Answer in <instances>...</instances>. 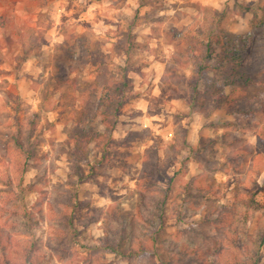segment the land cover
<instances>
[{
    "label": "rangeland",
    "instance_id": "obj_1",
    "mask_svg": "<svg viewBox=\"0 0 264 264\" xmlns=\"http://www.w3.org/2000/svg\"><path fill=\"white\" fill-rule=\"evenodd\" d=\"M104 2H113L115 5L122 6L121 0H104ZM139 2L142 8L150 7L152 11L140 16L139 10H137L131 18L121 16L119 18L121 22L104 20L105 25H112L116 29L115 43L112 45L110 53L103 50L105 41L92 40L87 33H70L62 44L56 46L54 53L49 55L41 50L43 46L50 44L49 40L45 39L43 34H33L31 46L21 58L22 61L27 60L30 55L34 54L43 63L45 71L49 67L52 68L46 83L43 80V73L36 82L45 84L43 100L46 103H50L54 97H57L58 93L60 94L59 98L62 102L58 107L61 109L59 112L61 120L68 121L71 113H75V117L72 119L74 127L64 129L69 135V140L75 134L77 141L82 145L83 143L78 137L84 134L88 145L96 142L95 148L87 147V154L82 156L77 154L74 159L69 155V150L72 148L70 146L65 147V144L69 143L68 141L59 147L60 152L67 151L72 166V173L68 180L71 191L65 193L88 203L89 206L84 205L79 209L75 216L76 220L74 219L75 225L83 226V230H79L69 244L73 255L67 251L66 256L61 259L49 247L50 241L53 242L50 239L47 243L49 254L38 257L37 264H50L52 256L57 257L61 264H69L72 257L75 258L80 254L74 251L76 245H79L80 251L86 253L83 257L87 256L92 260V264H197L194 258L197 254L196 251L201 252L208 248L215 239L222 241L221 243L225 245L224 252L226 251L228 247L225 243L228 239L226 230L224 227L220 230L211 229V225L204 221V215L207 212L205 204L195 201L191 203L192 199L190 200L184 193L174 195L180 172L177 171L173 176H169L168 172L177 159L170 160L164 175H158L155 179V190L148 192L150 194L157 191L158 181L167 182L168 195L164 197V189H160L156 194L159 200L164 194L163 200L167 201L163 207L162 218L159 219L160 215L158 214L161 209L160 204L152 205V210L147 214V219L144 220L147 222L152 217H156L153 224L144 227L145 233L138 228L133 231L134 235L132 234V243L137 241L138 244L137 239H142L150 244L156 240L155 244L161 247L166 245V248L158 249L164 260L161 262L159 254L153 258L148 252L136 257L133 262H129L128 259L118 256L112 251L91 250L95 239L103 235L94 236L89 232V228L101 218L104 220L102 229L104 233L105 224L117 227L119 219L123 220L128 227L132 225L134 227L139 201L137 200L136 203L130 205L131 210H126L123 206L127 202L126 198L117 195L118 189L109 186L107 181L112 179L113 184H116L117 181L123 180V174L132 175V178L136 179V174L132 173V169L136 166L130 163V160L136 158V150L151 140V147L159 152L164 144L163 136L159 133L166 134L167 130H172L175 133L174 139L178 140L183 128L186 129L188 141L196 145L192 150L182 147L179 157L183 170H188V165L192 164L197 169V175L207 174L203 176V181L206 183L212 178L215 179L217 173H223L225 169L230 170L231 179L226 187L233 195V201L223 206L234 209L235 215H237L238 205L241 204L237 199L238 195L241 196L243 193L249 198L247 192H242V190L246 188L243 183L250 172H255L256 179L252 180L251 187L256 191V199L257 196L264 194V181H261V176L264 175V167L259 166L261 161H264V149L258 147L262 139L261 126L264 124V83H262L264 82V0H250V2L249 0H207L210 5L220 4L223 12L221 20L230 46L233 49L235 47L241 49L242 46H245L246 53H248L246 58L252 65L251 70L254 76L262 78V82L259 81L262 84L251 87L247 96L234 102L229 109L224 104L215 109H210L211 103L207 107L200 106L198 103L190 107V101L185 96H175L176 92L173 89L178 92L179 85L175 86L171 79L166 80L167 75L162 77L158 83H153L154 75L152 79L148 78L149 74L143 68L149 65L145 62L146 57L144 56L149 45L147 37L142 35L143 30L150 25L163 24L169 18L156 15L158 10L164 8V0H139ZM23 5L24 0H0V29L3 30V41L8 46L10 53L16 43L14 25L17 20V17L11 16L10 12L11 10H19ZM72 6L70 2L69 8L71 9ZM177 6L172 5L174 8ZM179 17L180 13H177V18ZM73 18L79 19V13L75 14ZM69 19L67 16L63 17L65 25ZM80 24L89 30L93 28V24L88 21H80ZM183 29L184 26L178 27L176 23L169 21L163 29L167 43H177ZM63 31L66 34L69 33L67 27H64ZM153 32L159 35L160 29L153 28ZM116 59L121 60L122 63L117 64ZM5 62V58L0 56V64ZM21 66H17V71L20 70ZM124 69L127 70L126 73L131 78L133 87L127 93L129 100L118 110L119 114L115 127L110 130L103 124L101 116L97 113V107L102 96L104 83L109 77L106 71L118 75ZM181 72H183L182 69ZM213 72L211 68L207 76L210 77ZM73 73L77 75L73 76ZM2 74L0 73V75ZM7 75H11V73H7ZM20 78L19 75L16 76L17 80ZM25 78L27 80L36 79L28 73H25ZM230 93L231 87L228 86L225 88L224 94ZM6 95L9 100H12L14 92L9 91ZM231 97L235 98L237 95L232 94ZM15 99L19 101L18 96ZM17 110L19 111V106ZM253 111H256L257 114H253ZM19 119L20 117L17 116V120ZM39 119L40 116L36 115L32 122V131L28 135L29 139L35 133V124ZM144 123H148L149 126L145 128ZM102 125L103 127H101ZM253 137H256L254 143L251 142ZM41 143L43 141L38 140L29 145V160L42 159L38 156ZM17 144L23 146L19 138H17ZM95 149H99V151ZM241 149L252 150L253 153L248 156V161L245 164L242 161L240 165L235 167L234 164L229 163V159L233 158ZM168 150L166 154L169 153ZM90 155L95 160L94 164L89 160ZM33 167H40V165L34 164ZM136 173H139V179L142 180L141 169H136ZM100 177L104 178L103 182ZM85 184L89 185L87 189L83 188ZM233 185H235L234 188ZM212 186L213 188L216 187V180ZM63 187V185L59 186L57 194L61 192L60 189ZM106 196L114 202L107 212L103 208L94 206V197L104 198ZM209 205L213 208L216 207V200L210 202ZM202 206L204 207V214L200 220H194L193 217ZM261 207L264 209V203H261ZM228 227L230 228V224ZM213 230H215V235H212ZM151 232L154 233V239L150 236ZM224 235L227 238L225 240H223ZM38 244L39 242H37V246ZM186 245L188 250L185 249ZM167 248L172 249L167 250ZM182 248L185 250L184 252L177 251V249L181 250ZM33 250L35 252L37 249L33 248ZM262 253L259 264L264 261V252ZM200 257L203 261L202 264H209L207 260L213 256L208 253L207 255H200ZM211 264L219 263L215 261Z\"/></svg>",
    "mask_w": 264,
    "mask_h": 264
},
{
    "label": "clouds",
    "instance_id": "obj_2",
    "mask_svg": "<svg viewBox=\"0 0 264 264\" xmlns=\"http://www.w3.org/2000/svg\"><path fill=\"white\" fill-rule=\"evenodd\" d=\"M72 8H69V3ZM250 2V0H249ZM122 6L115 5L113 2H104V0H24V5L19 10H11L10 15L17 17L14 28L15 46L10 53L8 46L3 41V30L0 29V56L5 58V63L0 64V264H29L28 254L35 242H39L38 248L32 254L31 264H36L38 257L49 254L47 247L48 241L55 240L58 231L57 221L66 215L71 214L70 206L65 204L54 203V197L60 185L64 187L61 192L71 191V185L68 183L69 175L72 173L71 162L67 151L60 152L59 147L65 141V147L69 146L74 149V141L69 140V135L64 129L74 127L72 119L75 113H71L68 121L59 118L60 108L58 105L62 102L60 94L54 97L50 103L43 100L44 83H37L43 73V80L47 82L52 68L45 71L44 65L34 54L30 55L27 60H21L25 51L31 46V36L43 34L44 38L49 40L48 46H43L42 51L51 55L54 53L57 45L62 44L68 38V34H85L92 40H103V50L106 53L112 51V45L115 43L116 29L112 25H105L104 20L109 19L114 22H121L119 18L126 16L131 18L139 10L140 16L152 11L150 7H141L139 0H121ZM178 5L172 7V5ZM221 10L220 4L210 5L207 0H164V8L156 12L157 16H166L163 24L150 25L143 30V36L147 37L149 48L144 52L146 63L150 67L144 71L149 74V79L153 75V83H158L162 77L169 75L166 67L169 63L176 60L183 65L182 71L185 76H191L193 67V58L200 55V41L203 37L198 35V30L204 25L206 10L208 8ZM79 13V19L73 18ZM177 13L180 17L177 18ZM69 17L65 25L63 17ZM80 21H88L93 24L91 30L81 26ZM171 21L177 26H184V36L187 37L183 43H167L163 35V29ZM67 27L69 33H65L63 28ZM153 28L160 29L159 35L153 32ZM139 31V29H137ZM139 40V38H138ZM206 43V41H205ZM117 64L122 63L116 59ZM22 65L17 71V66ZM11 73V75H7ZM25 73L30 74L35 80H27ZM19 75L21 78L16 79ZM73 73V76H76ZM13 91L14 96L9 100L7 92ZM19 97L16 101L15 97ZM19 106V111L17 110ZM259 107V105H258ZM36 115L40 116L39 121L35 124V133L28 138L33 128V120ZM17 116L20 117L17 120ZM145 126H148L147 124ZM103 127V125L101 126ZM264 130V129H262ZM163 136L164 144L159 150L160 165L163 166L167 159V150L170 146L175 145V133L167 130V134L159 133ZM19 138L22 147L17 144ZM42 140L39 146L38 156L42 159L29 160V145ZM256 137L251 142H255ZM95 143L88 145V148H95ZM152 146V141L141 145L135 153V159L130 163L135 164L132 173L137 178L133 179L132 175L123 174V180L113 184L112 179H108L109 186L118 189L117 195L126 198L127 202L123 204L126 210H131L130 205L137 202L142 193H147L143 180L139 179V173L136 169H143L147 161V149ZM87 149H85L86 151ZM99 151V149H95ZM89 160L95 163L90 155ZM178 157L168 175L173 176L177 171L180 176L175 185L174 195H180L184 192L185 187L191 178L197 175V169L188 165V170H183V165ZM39 164L40 167H33ZM260 167H264V161H261ZM43 177V179H40ZM73 179L75 177L73 176ZM103 182L104 178L100 177ZM231 179L230 170L223 173H217L215 176L216 187L213 191L216 193L214 199L216 206L229 204L233 201V195L226 187ZM256 179L255 172H250L244 179L243 186L251 187L252 180ZM264 181V175L261 176ZM156 195L160 189L166 190L168 185L166 181H158ZM88 184L83 185L87 189ZM233 188L235 185L232 186ZM249 199L243 193L239 200L246 201ZM95 207L103 208L105 212L113 206L114 202L110 197H94ZM257 201L264 203V194L257 196ZM75 202V201H73ZM204 214V207L197 210L194 220H200ZM230 224V228L228 227ZM228 224L222 225L226 234L231 237L232 233L239 231L240 235L247 239L245 233H248L252 241H255L256 233L264 228V209L253 212L244 204H239L237 215L233 217ZM104 220L101 218L95 225L89 228V232L94 236H102ZM78 230H83V226L78 225ZM212 235H215L213 230ZM83 242V241H82ZM227 243V241L225 242ZM136 247V245H134ZM256 249L254 242H249L243 251H238L228 245L226 251L219 258L226 264H254L251 259ZM74 251L79 252L71 264H76L86 253L80 251L79 245H76ZM264 252V248H261ZM111 259V257H109ZM211 260L216 257H209ZM50 264H61L59 259L52 256ZM264 264V261L261 262Z\"/></svg>",
    "mask_w": 264,
    "mask_h": 264
},
{
    "label": "trees",
    "instance_id": "obj_3",
    "mask_svg": "<svg viewBox=\"0 0 264 264\" xmlns=\"http://www.w3.org/2000/svg\"><path fill=\"white\" fill-rule=\"evenodd\" d=\"M206 12L207 14L205 16L204 25L198 30V35L203 37L200 41V55L193 58L191 76H185L183 72H181L183 65L180 61L176 60L167 65L166 69L169 75H167L165 79H171L175 86L179 85L178 92L176 89H173L176 92L175 96H185L190 101V107L194 106L196 103L200 106L207 107L208 104L211 103V105H209L210 109H215L217 106L223 104L229 109L230 106H233L234 102L238 101L242 97H246L251 87L264 82L261 81L262 78H259L258 76L255 77L251 68L245 63L247 56L245 46H242L241 49L236 47L233 49V47L230 46V43L225 36V27L221 20L223 12L221 10H215L212 7L208 8ZM184 33L185 28L182 30L177 44L183 43L184 40L187 39V37L184 36ZM211 68L214 72L210 77H208L207 75ZM106 72L109 74V77L104 83L102 96L100 97L97 107V113L101 116L102 122L106 128L111 130L117 123L119 114L118 110L129 100L127 93L129 89H132L133 83L131 78L126 73L127 70L125 69L124 71H121V74L118 73L119 77L117 74H114V72H110L108 70ZM228 86L231 87V93L227 95L224 94V91ZM232 94H236L237 97L232 98ZM252 113L257 114L256 111H253ZM262 129H264V124L261 126L262 139L259 142L258 147L264 149V130ZM74 135L70 140L74 141L75 148L69 150V155L73 159L77 157V154L82 156L88 152L87 150L85 151L88 146V141L84 138V134L79 135L78 137L83 143L82 145H80V142L77 141V137ZM175 141V145L168 148V159L163 166L160 165L158 151L154 147H149L147 149L146 156L148 159L143 165L142 180L145 187L148 189V192L149 190H155V179L158 175H164L171 162L170 160L177 159L179 157V154L182 152V147H187L192 150L196 146L192 142L188 141L187 130L184 128L181 133V137ZM252 153V150L247 151L246 149H241L233 158H230V162H228L234 164L235 167L240 165L242 161L245 164L248 161V156ZM223 171H226V169ZM206 175L207 174L193 176L185 187L183 193L190 200L192 199L191 203H194L193 201H195L205 204L207 212L204 215V221L211 225V229L215 228L220 230L222 225L227 224L233 217L236 216V211L223 205L216 206L214 208L210 207L209 203L215 200L214 196L216 195L213 191L215 188L212 186L215 184V179L212 178L208 183H206L203 181V176ZM148 192L146 194L142 193L138 199L139 207L136 215L137 217H135L134 227L133 225L128 227L123 220L120 219L118 220L117 227L107 226V224H105L106 228L104 235L95 239L91 250L112 251L114 254L128 259L129 262H133L136 257L148 252L151 253L153 258L159 254V260L161 262L164 260L158 249L161 248L162 250L166 245H162V247L159 245V247L155 244L156 240L154 243L150 244L148 241H144L142 239H137L138 244L137 241L136 243H132L134 235L133 231L135 229L140 228V230H143L142 232L145 233L144 227L152 225L155 221L156 217H152L150 221L147 222L144 220L147 219V214L152 210V205L160 204L161 209L159 213H156L160 215L159 219L162 218L161 214H163L164 211L163 207L167 202L163 200V195L165 194L164 197L168 195V189L163 190L164 194L162 195L161 200H159V197L156 195H153V193L148 194ZM242 192H247L249 199L241 201L239 200L240 195H238L237 199L241 204L246 205L253 212L262 209L261 203L256 199V191H254L252 187H246L242 190ZM56 196L57 197L55 198L54 203L65 204L71 208L70 215L63 216L57 221L58 231L56 241H50L49 244L51 250H54L59 257L63 259V257L66 256L67 251L73 255V251H70L69 244L75 234L79 231L78 226L74 223V219L76 220L75 216L79 209H81L84 205H89L78 198L76 199L70 194L67 195L65 192H60ZM152 219L154 220L152 221ZM153 234V232L150 234L152 239H154ZM245 235L248 237L247 239L242 237L237 230L232 233L231 237L226 235L228 239L224 235L223 240L227 239L226 244L231 245L232 248H235L238 251H243L250 241L254 242L256 244V249L253 252L251 259L254 261V264H259L263 254L261 252V248H264V228H261L259 232L256 233L257 238L255 241H252V238L248 233H245ZM221 242L222 241L215 239L214 242H212V245L208 248L202 250L201 252L199 250L196 251L197 254L194 258L196 259L197 264L203 263L200 255H207L208 253H211L213 257H216V260L213 259L211 263H215L216 261L219 264H225L226 262H222L221 259H219L225 250V245ZM134 245H136V247H134ZM33 248H38L37 242L33 243L32 249L28 254L29 264H31L32 254L34 252ZM171 249L172 248H167V250ZM185 249L188 250V246L185 247ZM177 251L184 252L185 250L182 248L181 250L177 249ZM73 260L74 257L71 258L69 264H71ZM207 261L209 262V260ZM76 264H92V260L86 256L82 257L78 262H76ZM235 264H240V262L236 261Z\"/></svg>",
    "mask_w": 264,
    "mask_h": 264
},
{
    "label": "crops",
    "instance_id": "obj_4",
    "mask_svg": "<svg viewBox=\"0 0 264 264\" xmlns=\"http://www.w3.org/2000/svg\"><path fill=\"white\" fill-rule=\"evenodd\" d=\"M146 39H148V38H146ZM247 54H248V53H247ZM246 61H247L246 64H248V66H249L250 68H252V67H251L252 65H250L249 60H247V58H246ZM143 67H144V66H143ZM148 67H150V65L145 66V67L143 68V70H144L145 68H148ZM142 88H143V87H142Z\"/></svg>",
    "mask_w": 264,
    "mask_h": 264
},
{
    "label": "built area",
    "instance_id": "obj_5",
    "mask_svg": "<svg viewBox=\"0 0 264 264\" xmlns=\"http://www.w3.org/2000/svg\"><path fill=\"white\" fill-rule=\"evenodd\" d=\"M146 124L149 126V124H148V123H144V126H145ZM148 126H145V128H146V127H148ZM166 134H167V133H166Z\"/></svg>",
    "mask_w": 264,
    "mask_h": 264
}]
</instances>
